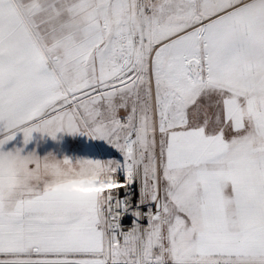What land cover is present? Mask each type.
Listing matches in <instances>:
<instances>
[{"label": "snow or ice", "instance_id": "snow-or-ice-1", "mask_svg": "<svg viewBox=\"0 0 264 264\" xmlns=\"http://www.w3.org/2000/svg\"><path fill=\"white\" fill-rule=\"evenodd\" d=\"M0 264H264V0H0Z\"/></svg>", "mask_w": 264, "mask_h": 264}, {"label": "rangeland", "instance_id": "rangeland-1", "mask_svg": "<svg viewBox=\"0 0 264 264\" xmlns=\"http://www.w3.org/2000/svg\"><path fill=\"white\" fill-rule=\"evenodd\" d=\"M14 143L17 146L23 145V134L17 135ZM88 140L81 136H72L69 134H58L57 139H52L45 134L33 133V139L27 144L25 151H35L40 157H44L49 153H54L58 158L67 156H84L94 155L88 147ZM11 147V145H9ZM27 176V175H26ZM28 177V176H27ZM29 180V177H28ZM75 183V181H71ZM106 183L101 181L98 185H93L92 181H87L86 186L78 187L77 190L92 192L97 191L99 186L105 185Z\"/></svg>", "mask_w": 264, "mask_h": 264}, {"label": "clouds", "instance_id": "clouds-1", "mask_svg": "<svg viewBox=\"0 0 264 264\" xmlns=\"http://www.w3.org/2000/svg\"><path fill=\"white\" fill-rule=\"evenodd\" d=\"M28 183V177L23 176L15 185L14 187H19L21 185H26Z\"/></svg>", "mask_w": 264, "mask_h": 264}, {"label": "built area", "instance_id": "built-area-1", "mask_svg": "<svg viewBox=\"0 0 264 264\" xmlns=\"http://www.w3.org/2000/svg\"><path fill=\"white\" fill-rule=\"evenodd\" d=\"M109 186H111V185H109V184H105V185L99 186V187L97 188V191L102 190L103 188H105V187H109Z\"/></svg>", "mask_w": 264, "mask_h": 264}, {"label": "crops", "instance_id": "crops-1", "mask_svg": "<svg viewBox=\"0 0 264 264\" xmlns=\"http://www.w3.org/2000/svg\"><path fill=\"white\" fill-rule=\"evenodd\" d=\"M26 176V175H25Z\"/></svg>", "mask_w": 264, "mask_h": 264}]
</instances>
